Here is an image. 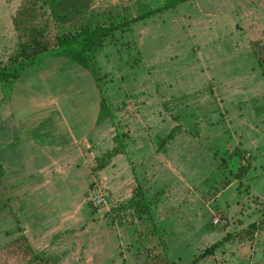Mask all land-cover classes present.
I'll list each match as a JSON object with an SVG mask.
<instances>
[{
  "label": "rangeland",
  "instance_id": "rangeland-1",
  "mask_svg": "<svg viewBox=\"0 0 264 264\" xmlns=\"http://www.w3.org/2000/svg\"><path fill=\"white\" fill-rule=\"evenodd\" d=\"M161 2L92 0L89 12L116 23ZM16 45L15 32L0 39V67ZM39 66L0 89V136L8 120L36 143L79 138L100 101L109 117L59 178H31L24 193L0 179V264L23 262L18 235L55 264H186L226 233L238 236L195 264H264V224L241 232L264 215V0H193L115 32L93 61L97 87L66 59ZM116 132L125 154L94 170ZM136 186L152 223L122 208ZM96 192L108 210L92 206Z\"/></svg>",
  "mask_w": 264,
  "mask_h": 264
},
{
  "label": "trees",
  "instance_id": "trees-1",
  "mask_svg": "<svg viewBox=\"0 0 264 264\" xmlns=\"http://www.w3.org/2000/svg\"><path fill=\"white\" fill-rule=\"evenodd\" d=\"M193 0H162L155 8H140L133 17H122L116 23L100 19L96 13L89 12L92 0H21L15 8L11 21L17 39L16 49L7 60L6 65L0 67V89L5 84L13 83L20 73L29 66L47 57H62L86 70L97 87V71L93 66L96 54L103 48L105 41L111 39L117 31H123L133 23L145 21L156 15L174 10L177 6ZM49 26L57 29L49 30ZM103 103L99 102L97 121L108 118ZM170 131L165 137L171 136ZM123 135L114 133L112 138L114 147L104 151L93 159L94 170L105 167L116 155L125 154ZM244 166H239L236 177L246 172ZM2 169L0 167V178ZM3 206L0 197V209ZM122 208L129 209L138 218H146L152 223L151 204L139 187H135L127 204ZM121 207L119 208V210ZM264 224V215L258 222L248 224L241 230L243 235L251 238L259 225ZM152 232L157 230L152 225ZM238 234L226 233L216 242L204 248L186 264H195L224 242ZM13 243L23 262L21 264H55V260L48 255L31 250L26 238L18 235Z\"/></svg>",
  "mask_w": 264,
  "mask_h": 264
},
{
  "label": "crops",
  "instance_id": "crops-1",
  "mask_svg": "<svg viewBox=\"0 0 264 264\" xmlns=\"http://www.w3.org/2000/svg\"><path fill=\"white\" fill-rule=\"evenodd\" d=\"M5 2L6 0H0V39L6 41L14 32L11 18L17 5L14 9H9ZM63 60L64 58L62 57H47L35 64H40L39 70L45 75L47 73L52 74L57 65ZM2 104L3 103H0V106H3ZM0 111L2 116H7L9 114L6 113L3 107H0ZM7 121L8 120H6L4 128L5 135L2 133V136H0V167L2 169V176L0 179L1 181L3 178L11 179L9 186L12 190L14 187H16V190L18 187L23 188V193L24 190H27L25 188H30L29 179L31 178H42L43 181L40 182L42 185L39 186H44L46 179L54 180L55 177L59 178L58 169L60 170V165L63 164L65 166L66 163L73 161L78 154L80 155V147H77V145L80 144L81 147H83V145L84 148L87 147L86 142L90 143L91 140L89 139L92 137L93 127L96 125V122H98L96 116L92 124L86 128L85 134L81 135L79 138H76L70 130H67L66 136H68V138L66 140H57V142H55V140L51 139L48 140V142L36 143L29 138H25L24 135L15 128V125L12 127L13 125L9 124ZM101 123H103V121H101L100 124ZM10 129L17 135L16 137L12 136V138H9L7 132ZM0 130H2V128ZM34 163H42V165L37 167ZM42 171H44V173H41ZM22 184L26 187L22 186Z\"/></svg>",
  "mask_w": 264,
  "mask_h": 264
},
{
  "label": "built area",
  "instance_id": "built-area-1",
  "mask_svg": "<svg viewBox=\"0 0 264 264\" xmlns=\"http://www.w3.org/2000/svg\"><path fill=\"white\" fill-rule=\"evenodd\" d=\"M90 202H91L92 206L95 207L99 211L100 210L105 211V210H108L110 208L109 201L106 199V197H104V195L99 194L98 192H96L95 194H93L91 196ZM213 223L217 224L218 219H214Z\"/></svg>",
  "mask_w": 264,
  "mask_h": 264
}]
</instances>
